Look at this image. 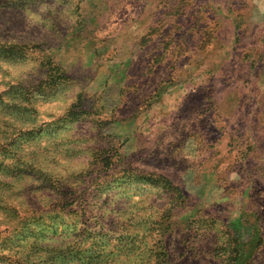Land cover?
<instances>
[{
    "label": "clouds",
    "instance_id": "9594fccd",
    "mask_svg": "<svg viewBox=\"0 0 264 264\" xmlns=\"http://www.w3.org/2000/svg\"><path fill=\"white\" fill-rule=\"evenodd\" d=\"M0 264H264V0H0Z\"/></svg>",
    "mask_w": 264,
    "mask_h": 264
}]
</instances>
